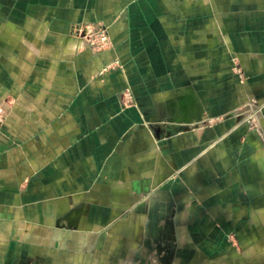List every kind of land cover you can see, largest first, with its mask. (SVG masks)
I'll list each match as a JSON object with an SVG mask.
<instances>
[{
	"label": "crops",
	"instance_id": "crops-1",
	"mask_svg": "<svg viewBox=\"0 0 264 264\" xmlns=\"http://www.w3.org/2000/svg\"><path fill=\"white\" fill-rule=\"evenodd\" d=\"M252 100L264 0H0V264H264Z\"/></svg>",
	"mask_w": 264,
	"mask_h": 264
},
{
	"label": "built area",
	"instance_id": "built-area-1",
	"mask_svg": "<svg viewBox=\"0 0 264 264\" xmlns=\"http://www.w3.org/2000/svg\"><path fill=\"white\" fill-rule=\"evenodd\" d=\"M91 41H92L91 45L93 50L99 51L104 49L105 46L109 45V36L104 29H99L96 30V32L92 35ZM237 73L241 75V71L237 70ZM240 77L242 78V75ZM263 109H264V104L248 103L244 107L238 108L233 117L237 118L239 123L241 125L246 126L248 130L255 131L260 134L262 128L261 116ZM225 119H227L226 115L207 118L203 122V125L207 127H213L217 125V123L223 122Z\"/></svg>",
	"mask_w": 264,
	"mask_h": 264
},
{
	"label": "rangeland",
	"instance_id": "rangeland-1",
	"mask_svg": "<svg viewBox=\"0 0 264 264\" xmlns=\"http://www.w3.org/2000/svg\"><path fill=\"white\" fill-rule=\"evenodd\" d=\"M237 70L241 71L242 78L240 77L241 75H239V74L237 73ZM233 71H234V74H236L237 76H239L240 79H244V78H245L244 73H243V71H242V67H240V66L237 64L236 59H234V67H233ZM250 103H255V104H256V103H258V102H256L255 100H252V101H250ZM3 108H4V107L2 106V103H0V127H1V125L3 124V122H4V120H5L6 116H7V113L4 111Z\"/></svg>",
	"mask_w": 264,
	"mask_h": 264
}]
</instances>
